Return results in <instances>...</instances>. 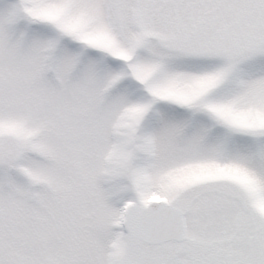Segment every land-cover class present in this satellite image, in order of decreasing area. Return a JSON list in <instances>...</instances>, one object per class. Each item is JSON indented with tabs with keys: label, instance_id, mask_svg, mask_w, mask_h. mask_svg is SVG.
Returning a JSON list of instances; mask_svg holds the SVG:
<instances>
[{
	"label": "snow or ice",
	"instance_id": "6c2138e0",
	"mask_svg": "<svg viewBox=\"0 0 264 264\" xmlns=\"http://www.w3.org/2000/svg\"><path fill=\"white\" fill-rule=\"evenodd\" d=\"M0 264H264V0H0Z\"/></svg>",
	"mask_w": 264,
	"mask_h": 264
}]
</instances>
